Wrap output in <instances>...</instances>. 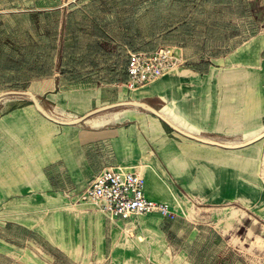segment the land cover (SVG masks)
<instances>
[{
  "label": "rangeland",
  "instance_id": "1",
  "mask_svg": "<svg viewBox=\"0 0 264 264\" xmlns=\"http://www.w3.org/2000/svg\"><path fill=\"white\" fill-rule=\"evenodd\" d=\"M242 1L0 0V80L12 83L7 87L14 90L56 71L63 99L53 113L64 121L108 103L131 100L133 88L159 84L165 96L160 111L179 128L207 137L203 130L222 127L203 122L200 100L193 99L194 125L177 116L166 102V97L185 98L181 84L186 78L178 72L184 67L144 86L129 87L127 78L118 77L130 51L180 42L179 34L166 31L173 23L166 17L167 6L182 7L187 26L195 25L198 32L210 30L216 19L227 22L230 14L241 17L253 9L257 24L264 9L260 0L248 7ZM240 22L245 29V22ZM242 82L237 83L239 88ZM78 93L89 96L88 104L76 100ZM138 100L157 103L146 97ZM220 102L216 110L222 108ZM83 104L85 109L79 110ZM123 109L141 111L140 118L152 114L143 107L112 108L74 126H116L127 135L121 138L128 139L126 144L114 145L116 155L100 152L98 159L135 172L143 185L148 183L146 195L161 204L154 208L162 213L157 229L145 225L150 212L134 227L129 221L111 220L94 203L76 202L63 193L1 196L0 264H264V138L251 140L264 132V118L256 115V100L240 99L237 110L227 108L233 114L238 111L237 122L225 124L222 133L211 139L239 146L231 149L183 136L156 116L143 130L128 115L115 121L112 115ZM137 139L149 156V166L133 153ZM163 156L178 165V178ZM143 166L145 171L140 173ZM161 180L171 185L167 193L162 192Z\"/></svg>",
  "mask_w": 264,
  "mask_h": 264
},
{
  "label": "crops",
  "instance_id": "2",
  "mask_svg": "<svg viewBox=\"0 0 264 264\" xmlns=\"http://www.w3.org/2000/svg\"><path fill=\"white\" fill-rule=\"evenodd\" d=\"M254 2L243 0L242 4L248 7ZM260 2L264 7V0ZM166 8L167 19L169 22L173 19L171 25L168 22L166 31L181 36L180 42L175 44L181 46L188 60L178 71L186 78L181 84L183 95L188 100H200L204 111L201 117L206 118L204 123L222 127L221 130H203L207 134L204 138H217L225 124L237 122L238 111L233 114L227 108L237 110L240 99L256 100V115L260 120L264 118V9L257 24V13L253 9L241 17L230 14L227 22L216 19L209 24L210 30L202 28L196 32L195 25L187 26V15L182 7ZM240 20L245 22V29L240 26ZM126 68L127 65L118 79L127 78ZM240 81L244 83L242 89L237 85ZM59 83L55 71L51 76L30 80L26 87L14 90H29L41 107L56 117L53 110L56 113L63 99ZM9 84L12 83L6 79L0 80V93L13 90L7 87ZM163 95V92H155L145 97L156 99L157 103L152 106L160 109L165 103ZM218 100L222 108L216 110ZM63 126L40 115L26 95L0 98V197L75 194L90 184L102 168L115 166L105 165L108 160L98 159V156L100 152L116 155L114 145L126 141L118 136L120 127L71 125L64 126V132Z\"/></svg>",
  "mask_w": 264,
  "mask_h": 264
},
{
  "label": "built area",
  "instance_id": "3",
  "mask_svg": "<svg viewBox=\"0 0 264 264\" xmlns=\"http://www.w3.org/2000/svg\"><path fill=\"white\" fill-rule=\"evenodd\" d=\"M128 55L129 87L147 85L170 70L183 67L188 61L175 46L130 51ZM67 197L76 202L94 203L111 220L129 221L134 227L140 224L143 214L161 207L145 195L142 178L137 173L119 166L102 168L84 189Z\"/></svg>",
  "mask_w": 264,
  "mask_h": 264
},
{
  "label": "bare ground",
  "instance_id": "4",
  "mask_svg": "<svg viewBox=\"0 0 264 264\" xmlns=\"http://www.w3.org/2000/svg\"><path fill=\"white\" fill-rule=\"evenodd\" d=\"M173 76H171V77H173ZM155 92H161L159 84H154L152 86V88L143 87V88L136 89V90H134V88H133V92L131 93V100H138L139 98H142V97H145V96L147 97V96H149V95H151L152 93H155ZM77 96L79 97V99H76V100H78L80 102H83L85 104H88L90 98H89V96L87 94H83V93L79 94L78 93ZM166 99H167L166 102H167L168 106L172 109V111L177 116H179L181 119H183L184 121L188 122L191 125L192 124L193 125L196 124V117H195V113H194V111H196V103H194L193 100H191V99L188 100V99H185V98H182L181 100H178V99H176L174 97H169V98L166 97ZM85 106L86 105H84V106H82V108H78V109L79 110H83V109H85ZM140 114H141V111H139V110L123 109V110L115 112L112 115V117H113V119L115 121H117L121 116L128 115V117L130 119L136 120L138 122L139 129L143 130V129H146V128L149 127L150 118L153 117L154 115L150 114V113H146L147 114L146 118H140L139 117ZM99 122H101V121H99ZM64 126H71V125L70 124H66ZM159 128H160V126H158V129ZM137 132H138V130H136V132L134 131L133 140L136 139V135L135 134H137ZM118 136H119V138H122V139L123 138L125 139V137H127V135H125L122 132H118ZM256 137L252 138L251 140L255 139ZM126 140H128V139H126ZM133 153L139 159L144 161V164H146V166H149V165H147V164L150 163L149 156L147 155V153L144 152V148L142 147L141 142L138 139H137V147L135 146L133 148ZM163 161H164V164L166 165V167L172 172L173 176L175 178H178L179 169H178V165L174 162V160L172 158H170L169 156H163ZM262 161H264V159H262ZM158 167L160 168V170H163L162 167H160L159 165H158ZM144 169H145V166L141 167V172L140 173H143L142 171H145ZM145 185L148 186V183L144 182V185H143V188L146 191ZM161 185H162V192L163 193H167L168 190L171 188L170 187L171 186L170 183H165L162 180H161ZM151 186L154 187V184L152 183ZM171 197H173L172 193H171ZM169 199H170V197H169ZM156 210L157 209L151 210L150 214L145 218V225L148 226L149 230H154L155 231V229H157V223H158L159 217L161 216L162 213H159Z\"/></svg>",
  "mask_w": 264,
  "mask_h": 264
},
{
  "label": "water",
  "instance_id": "5",
  "mask_svg": "<svg viewBox=\"0 0 264 264\" xmlns=\"http://www.w3.org/2000/svg\"><path fill=\"white\" fill-rule=\"evenodd\" d=\"M5 95H26V96H28L31 99V101L33 102L36 110L41 115H43L46 119H48V120H50V121H52L54 123L60 124V125H66V124L77 125V124H80V123L84 122L85 119H87L88 117H90V116H92L94 114H97V113H100V112H103V111H106V110L112 109V108H119V107H143V108L147 109L149 112H151L152 114H154L157 118H159L160 120L165 122L173 130H175L176 132H178V133L182 134L183 136H186V137H188L190 139H193V140H196V141H199V142H202V143L211 144V145L224 147V148H230V149L239 147L238 145L226 144V143L218 142V141L211 140V139H208V138L200 137V136H198L196 134H192V133L186 132L185 130H182L181 128L176 126L170 120L166 119L161 114L160 109H157V108L153 107L152 105L148 104L145 101H139V100L116 101V102H112V103H108V104L99 106V107H97V108H95L93 110H90V111L86 112L85 114H83L82 116H80L79 118H75L73 120L64 121V120H60V119H57V118L53 117L47 111H45L41 107L37 97L32 92H30L29 90H7L5 92L0 93V98L2 96H5ZM261 138H264V132H261L260 134H258V136L255 139L252 140V143L257 141V140H259V139H261Z\"/></svg>",
  "mask_w": 264,
  "mask_h": 264
}]
</instances>
